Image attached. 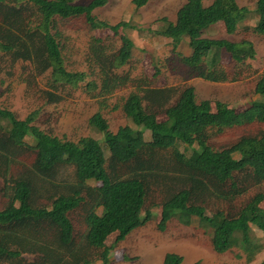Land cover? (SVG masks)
<instances>
[{
    "label": "trees",
    "instance_id": "1",
    "mask_svg": "<svg viewBox=\"0 0 264 264\" xmlns=\"http://www.w3.org/2000/svg\"><path fill=\"white\" fill-rule=\"evenodd\" d=\"M77 1L0 0V29L12 36L0 40V54L25 60L40 56L41 72L48 73L45 105L56 102L58 93L79 88L90 99L99 98V111L88 124L100 137L61 140L35 124L42 108L19 120L0 107V177L5 180L0 194L8 201L0 210V264H108L115 246L150 222L155 208L161 232L172 220L186 227L196 223L210 236L215 253L239 250L251 263L261 250L251 229L264 234V75L255 85L257 100L240 112L220 101L198 102L192 86H157L160 61L151 78L118 74L134 50L124 34L114 52L92 38L87 70L69 71L63 55L69 21L83 20L90 32L107 29L116 36L135 28L126 21L112 26L97 19L94 11L109 0ZM149 1L131 3L140 9ZM250 16L256 23L243 31L264 38V0H256L253 10L237 0H213L208 6L187 0L175 21L161 19L163 26L154 33L171 41L172 57L199 79L237 83L256 73L254 44L205 34L222 25L234 35ZM183 41L188 55L178 51ZM223 53L233 66L222 63ZM129 83L134 89L120 108L138 129L124 126L114 133L101 111L107 109V97ZM160 116L165 120L158 121ZM253 127L233 143L215 142L231 129ZM22 155L29 157L28 166L18 159ZM181 263L176 254L165 256L164 264Z\"/></svg>",
    "mask_w": 264,
    "mask_h": 264
},
{
    "label": "rangeland",
    "instance_id": "2",
    "mask_svg": "<svg viewBox=\"0 0 264 264\" xmlns=\"http://www.w3.org/2000/svg\"><path fill=\"white\" fill-rule=\"evenodd\" d=\"M90 1L78 0L77 2L88 4ZM131 1L109 0L105 7L94 11L98 20L105 21L112 26L121 21L130 22L135 26L134 29L120 30L118 36L107 29L90 32L83 20L69 21L64 26V38L67 39L63 41L65 49L63 55L69 71L87 70L85 61L92 38L101 40L108 48V52H114L120 46L119 36L124 34L133 42L134 50L128 65L117 71L120 75L128 73L129 77L134 80L143 76L151 78L155 72V62L160 61L158 69L161 76L157 86H171L178 90L192 86L195 88L198 102L220 101L236 112L246 109L257 100L254 89L260 76L264 75V38L243 31L244 27L253 26L256 23V17L250 16L242 22L234 35L226 34L222 25H215L207 30L205 36L211 39L228 42H239L242 39L251 41L254 44L256 55L255 60L251 62L256 73L237 83L214 84L199 79L187 68L177 63L170 53L171 41L154 33L163 26L161 19L165 18L174 22L178 9L187 0H150L140 9H136ZM212 1L204 0V5L208 6ZM237 3L240 7L253 10L256 0H237ZM17 29L18 26L13 27L14 35H18ZM9 37L12 38L8 32L0 29V40L6 42ZM178 51L183 55L190 53L186 41L180 44ZM28 56L29 54L26 55L27 58ZM222 63L227 67L234 65L226 53L222 54ZM41 70L40 56L37 54L26 60L0 54V107L11 111L19 120H23L30 113L42 108L35 124L47 134L61 140L74 143L85 137L100 140L88 124L89 119L99 111V98L92 100L87 97L83 88H79L76 91L66 90L58 93L56 102L45 105L48 73L41 72ZM133 89L132 83H129L107 97V109L102 110L101 113L110 131L114 133L124 126L138 129L124 116L120 108L122 99L127 97ZM116 107L118 108L114 109ZM163 120L165 117H158V121ZM255 130L254 127L247 130L234 128L215 142L218 145L230 144L242 135ZM144 138L150 140V133L146 132ZM30 142L33 143L31 140ZM31 157L33 158V155H30ZM18 159L28 166L29 157L27 155H22ZM4 185L5 180L0 177V188L3 189ZM260 190L264 192V187ZM257 191L256 189L250 192L243 199L244 203ZM7 202L1 192L0 210L6 206ZM222 208L225 209L223 206ZM159 216V208L152 209V220L132 231L119 242L111 251L108 264H164L165 256L172 253L182 258L181 264H261L264 261V234L254 227L251 229V235L253 240L261 246V250L251 263H247L245 255L239 250L221 255L215 253L211 247L210 236L197 227L196 223L191 227H186L172 220L167 229L161 232L158 229ZM114 237L115 235H111L109 241H113ZM237 254L241 256L240 259L237 258ZM94 264L102 263L95 262Z\"/></svg>",
    "mask_w": 264,
    "mask_h": 264
}]
</instances>
